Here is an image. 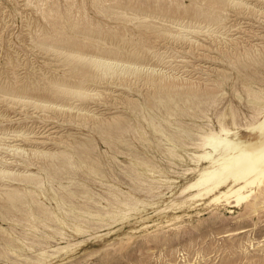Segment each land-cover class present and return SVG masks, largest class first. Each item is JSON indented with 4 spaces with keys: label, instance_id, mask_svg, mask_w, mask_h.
<instances>
[{
    "label": "rangeland",
    "instance_id": "rangeland-1",
    "mask_svg": "<svg viewBox=\"0 0 264 264\" xmlns=\"http://www.w3.org/2000/svg\"><path fill=\"white\" fill-rule=\"evenodd\" d=\"M262 111L264 0H0V264H264L183 189Z\"/></svg>",
    "mask_w": 264,
    "mask_h": 264
},
{
    "label": "bare ground",
    "instance_id": "bare-ground-1",
    "mask_svg": "<svg viewBox=\"0 0 264 264\" xmlns=\"http://www.w3.org/2000/svg\"><path fill=\"white\" fill-rule=\"evenodd\" d=\"M219 2L228 4L229 0ZM74 55H79V52ZM261 122H264V111L259 119L245 126L247 129L258 130V135L252 139L229 138L226 133L228 129L221 123V135H216V131H208L203 136L201 146L208 144L216 155L205 149L199 152L197 159H207L208 165L200 168L197 177L183 188L195 189L189 195L190 199L212 195L210 199L213 202L224 199L237 205L244 203L252 211L264 207V158L255 154L264 145V134L258 127Z\"/></svg>",
    "mask_w": 264,
    "mask_h": 264
},
{
    "label": "clouds",
    "instance_id": "clouds-1",
    "mask_svg": "<svg viewBox=\"0 0 264 264\" xmlns=\"http://www.w3.org/2000/svg\"><path fill=\"white\" fill-rule=\"evenodd\" d=\"M258 127L261 133L264 134V122H261V124ZM255 154L261 158H264V145H262L259 149H257Z\"/></svg>",
    "mask_w": 264,
    "mask_h": 264
}]
</instances>
